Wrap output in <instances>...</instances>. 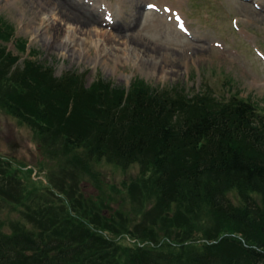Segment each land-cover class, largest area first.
<instances>
[{"label": "trees", "instance_id": "obj_1", "mask_svg": "<svg viewBox=\"0 0 264 264\" xmlns=\"http://www.w3.org/2000/svg\"><path fill=\"white\" fill-rule=\"evenodd\" d=\"M11 38L26 57L12 68L21 56L0 46V105L38 129L50 154L56 141L74 150L76 171L88 173L102 159L123 168L140 162L157 200L135 225L136 245L123 247L99 229H125L96 226L111 218L101 210L108 206L103 191L86 197L61 185L68 204L57 198L58 204L29 213L37 231L0 232V264H121L118 256L123 264H264V122L254 121L253 103L231 91L189 95L141 78L128 89L100 78L87 87L74 71L55 76L31 59L27 39L0 17V39ZM2 162L11 165L0 156ZM5 173L0 169L3 194L10 184ZM8 195L19 200L14 191ZM201 213L209 223L198 224ZM196 232L204 243H186Z\"/></svg>", "mask_w": 264, "mask_h": 264}, {"label": "rangeland", "instance_id": "obj_2", "mask_svg": "<svg viewBox=\"0 0 264 264\" xmlns=\"http://www.w3.org/2000/svg\"><path fill=\"white\" fill-rule=\"evenodd\" d=\"M10 1L12 0H0V17L13 25L16 37L24 36L27 39V50L34 53L31 59L33 57L50 66L55 76L74 71L82 77L87 87L100 78L110 82L114 88L128 89L132 80L141 78L159 89L174 87L189 95L210 88L214 94L228 97L231 91L253 103L258 112L254 121L264 122L262 4L252 0H80L82 5L77 2L83 11L95 9L96 6L101 9L106 8V5L112 8L110 20L103 19L104 16L96 12H91L96 21L91 18L92 15L90 17L85 14L91 18L90 22L104 29L112 28L124 35L121 37V44L125 47L126 41L144 54L146 60L140 64V70L129 62L125 63L123 57L119 63L108 58L107 63L97 65L84 59L75 60L73 57H77L81 48L78 43L75 45L77 54L72 55L70 50L68 56L62 55L60 50L64 46V38L60 36L61 31L58 32L57 39L52 38V44L39 39V36L35 38L32 34L33 28L41 23L39 14L48 12L53 5L52 1L19 0L11 7L7 6ZM89 1L94 2L91 3L92 6H89ZM164 9L167 15L163 13ZM83 17L87 18L84 14ZM52 34L54 29L47 30L46 36L51 37ZM133 35L137 39H132ZM138 39L140 42L136 41ZM0 44L8 46L12 54L21 56L12 68L23 64L26 53L23 55L17 51L14 39H0ZM125 50L127 53L128 50ZM118 52L121 53L120 50ZM96 54L95 47H92L87 59L90 60ZM149 55L158 61H147ZM44 137L38 129L0 105V156L11 163L10 166L0 163V169L6 170L4 183H10L5 194L0 192V232L10 233L19 228H34L37 231L33 226L35 223L28 217L29 213H37L40 205L46 203L58 204L57 198H62L68 204V199L59 193L62 185L66 191L78 189L86 197L91 194L96 197L100 190L103 191L102 195L108 206L101 210L111 218L106 221L102 219L96 226H102L103 229L107 222H111L108 225L113 229L122 227L125 230L120 234L109 229L99 230L123 247L136 245L138 241L133 236L136 233L135 225L146 221L145 211L157 200L150 189L152 177L143 170V165L135 162L123 168L102 159L88 173L76 171L75 166L70 163L74 150L67 151L56 141L54 143L58 150L55 148L50 154ZM74 175L77 176L76 185L72 181ZM55 186L56 190L53 189ZM10 191L19 196L18 201L8 195ZM228 196L233 203H239L236 192L231 191ZM149 221V225L157 223ZM197 222L199 225L209 223L203 213L199 215ZM90 227L94 228L92 225ZM157 227L158 237L165 236L164 227L160 224ZM161 240L164 239L159 241ZM165 240H169L168 237ZM204 241L201 232H196L186 243L199 244ZM117 261L123 264L125 259L118 256Z\"/></svg>", "mask_w": 264, "mask_h": 264}, {"label": "bare ground", "instance_id": "obj_3", "mask_svg": "<svg viewBox=\"0 0 264 264\" xmlns=\"http://www.w3.org/2000/svg\"><path fill=\"white\" fill-rule=\"evenodd\" d=\"M18 1L19 0H12L9 2V5H7V6L11 7V5L12 6L15 5L16 2H18ZM51 1H52L53 5H51L52 7L49 9V11L39 14V18L41 20V23L38 26H35L33 28V31H32L33 37L36 38L39 36L40 37L39 39L44 40V42H46L48 44H52L51 43L52 38L57 39L59 37L58 32L61 31L62 35H60V36H63V38H64V46L60 50L62 55L68 56L70 54V50L72 52V55L77 54V50L75 48V45L78 43L81 45V48L78 51L77 57H73V59H75V60L79 61L81 59H84L85 61L87 60V61H89V63H92L93 65H97L99 63H107L108 58L115 59V61L117 63H119L122 61L121 58L123 57V59L125 60L124 61L125 63L129 62L132 64V66L141 70L140 64L143 63L144 60H146L145 59L146 57L144 56V54L138 52V49H136L133 46V44L130 45V43L128 44V42H126V41H125L126 47L123 44H121V41H122L121 37L124 35L113 31L112 28H111V30L104 29L103 27H100L96 23L94 24L93 22H90V20H89L92 18L96 21L95 15H93L91 12H93V13L96 12L98 15L102 14V16H104L103 19H105V20L109 19L110 20V16L113 13V10L110 6L106 5V8L102 7V9H103L102 10L101 8L94 5V6H96L95 9L94 8H91V9L86 8L87 10L83 11L81 9V7L78 5V4L82 5L80 0H51ZM82 1H84V0H82ZM90 1H89V3H90ZM252 1H254L258 4L264 5L263 0H252ZM77 2H78V4H77ZM91 3H94V2L92 1ZM91 3L89 6H92ZM244 5H246V7H249L247 3H245ZM111 6H113V5H111ZM114 6H116V5H114ZM89 10H92V11H89ZM103 11H104V13H100ZM109 11H111V13H108ZM89 12H90V14H89ZM165 12H166V10L163 13H165ZM85 13H87L90 17L92 15V17L89 18L88 15ZM114 13L117 15L116 11ZM174 13H173V15H174ZM83 14L86 15L87 18L83 17ZM177 14H179V13H177ZM113 17H115V16H113ZM114 19L116 20V18H114ZM177 22H179V21H177ZM101 23H103V22H101ZM101 23H100V25H101ZM109 23L110 22H108V24ZM50 28L54 29V34H52L51 37L46 36L47 30H49ZM131 38L135 40V39H137V36L133 35ZM108 39H110L111 41L108 42L107 41ZM139 40L140 39H138L136 41H139ZM108 43H110V44H108ZM92 47H95L97 54L95 56H91V59L89 60V59H87V56H88V52L90 51V49ZM125 48L128 50L127 53L124 52ZM119 50L121 51V53L118 52ZM147 61H152V62L156 63L158 60L149 55V60H147ZM111 70L113 71V68H111ZM149 73H150V71H149Z\"/></svg>", "mask_w": 264, "mask_h": 264}, {"label": "snow or ice", "instance_id": "obj_4", "mask_svg": "<svg viewBox=\"0 0 264 264\" xmlns=\"http://www.w3.org/2000/svg\"><path fill=\"white\" fill-rule=\"evenodd\" d=\"M150 7H154V5H149Z\"/></svg>", "mask_w": 264, "mask_h": 264}]
</instances>
